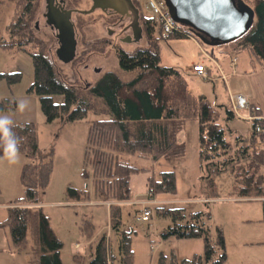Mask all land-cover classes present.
<instances>
[{
  "label": "rangeland",
  "instance_id": "obj_1",
  "mask_svg": "<svg viewBox=\"0 0 264 264\" xmlns=\"http://www.w3.org/2000/svg\"><path fill=\"white\" fill-rule=\"evenodd\" d=\"M0 8V37L7 39L6 26L14 11L16 0H2ZM68 2L70 0H67ZM45 1L37 0V8L31 20V29L36 40L24 46L23 50L16 48L0 49V74L20 73L19 82L7 85L0 80V100L7 98L12 108L0 113L12 119L13 124H34L37 133L38 152L36 164L39 175L35 176L34 191L37 204L30 208H40L48 219L49 226L62 243L60 249L61 264H74L72 257L78 253L82 257L80 264H88L91 252L101 235L110 237L112 247L116 249V237L110 231L108 207L113 202H103L94 194L91 178L81 176L83 168V154L87 130L90 121L104 119L108 116L103 110L99 99L94 98L93 109L87 112L85 119L75 122H64L58 119L47 122L40 109L39 99L28 89L33 83L32 55L42 53L55 65L57 72L66 79L74 80L72 62H63L54 54V30L45 28L42 14ZM80 11L88 8L87 3L76 5ZM141 15L149 18L148 13L140 7ZM92 16L73 15L77 25L78 39L80 35L88 40L106 41V30L109 28L106 21L92 22ZM37 22V28L34 23ZM154 36L159 48L160 64L164 67L177 68L182 75L186 87L192 96L203 95L212 106L223 105L230 107V97L242 95L249 103L248 110L240 111L235 117L227 120L225 113L219 112L217 124L224 130L225 141L230 148V154L235 150L236 137H241V148L245 146L260 149L261 145L252 139V121L250 115L259 110L264 119V68L262 64L252 58L247 50L236 51L231 46H209L190 38L171 37L160 39L158 27L154 28ZM95 38V39H94ZM114 41V40H113ZM144 46L142 40L137 43L121 44L127 51ZM235 58V70L231 65ZM72 61V60H70ZM200 64L209 73L208 79H203L191 72L194 64ZM86 65V70L83 66ZM75 69L80 74L81 87L91 86L106 70L115 72L121 79L128 80L130 75L119 69L115 58L109 52V46L102 45L94 54L77 65ZM97 68L98 72L93 69ZM27 101V108L21 112L18 109L20 101ZM53 101L59 103L62 96H53ZM177 142L183 148L179 157L159 158L156 161L129 157V162L139 168L148 169L154 179L164 171L174 172L175 193L172 195L159 194L152 197L153 203L147 207L151 210V217L147 222H139L143 205L150 200L146 192V173L135 174L131 177V198L119 203L121 206V221L123 229L132 230L131 247L134 253L133 264H156L160 253L167 258L171 256L177 261L190 259L194 255H203V242L200 238L177 239L163 238L162 234L170 224V220L160 216L155 209L180 207L186 213L209 211L207 220L209 235L215 237L216 228L222 231L226 253L225 264H264V221L262 206L259 199L246 200L238 196L235 191V171L226 169L215 172L211 179L213 185L203 178L206 173L204 162L199 159V124L197 120H187L175 131ZM251 149V148H250ZM18 163H21L19 157ZM257 174L264 176V166L258 169ZM7 176L0 165V206L13 204L14 200L6 201L8 189ZM72 187L88 193V199L76 202L66 198L65 190ZM19 187L16 200L24 197ZM209 198V199H205ZM201 200V201H200ZM8 214V209L0 208V222ZM83 220H89L93 225L92 239L88 240L79 230ZM9 228V227H3ZM10 239V231L6 230ZM23 262L19 264H35L38 256V243L35 228L28 224L25 235ZM80 247L76 249L75 245Z\"/></svg>",
  "mask_w": 264,
  "mask_h": 264
},
{
  "label": "trees",
  "instance_id": "obj_2",
  "mask_svg": "<svg viewBox=\"0 0 264 264\" xmlns=\"http://www.w3.org/2000/svg\"><path fill=\"white\" fill-rule=\"evenodd\" d=\"M253 11V22L248 30L229 42L233 50H247L253 59L264 68V0H242ZM3 1L0 0V8ZM37 8V0H16L14 11L6 26L7 39L0 37V49L16 48L34 42L31 20ZM144 46L127 51L112 40L86 41L81 44L82 53L72 63L74 80L66 81L57 72L53 62L44 54L32 55L33 83L28 93L39 99L40 109L47 122L58 119L75 122L85 119L87 112L93 109V99H99L108 118L90 121L83 154L81 176L91 178L95 196L103 202H113L108 207L110 232L116 237V249L111 239L101 235L93 247L88 264H133L134 253L131 247L132 230L123 229L121 206L119 203L131 198L130 180L135 174L146 173L147 197L159 194L175 193L174 172L164 171L154 179L148 169L139 168L129 162V157L156 161L159 158L179 157L183 148L177 142L175 131L187 120H197L199 124V159L203 163L206 175L203 177L210 186L212 175L226 169L235 171V191L241 198H259L264 221V176L257 174L264 166V133H252V139L260 143V149L240 146L241 137H236V147L232 154L225 141L224 130L218 125L219 112L225 113L230 120L235 114L229 107L212 106L203 95L192 96L188 91L182 75L174 67L160 64L159 48L154 36V24L150 18L141 20ZM181 32L171 37L190 38L201 41L187 27L180 25ZM37 41V40H36ZM109 46V52L115 58L119 69L130 75L123 80L115 72L106 70L91 86L81 87L79 75L75 69L84 58L94 54L99 46ZM68 63V61H63ZM20 73H1L0 80L7 85L19 82ZM53 96H62L56 103ZM12 108L10 101H0V111ZM251 126L264 129V119L256 117L255 110ZM12 131L19 137V154L25 156L20 180L24 185V197L17 203L36 205L34 191L35 176L39 175L36 164L38 152L37 133L34 124H14ZM256 138V139H255ZM251 148V149H250ZM4 152V147H3ZM66 198L76 202L88 199L86 191L72 187L65 190ZM209 199V198H205ZM160 216L170 220L162 234L163 238L177 239L200 238L203 242V255H194L190 259L177 262L172 256L167 258L160 253L156 264H225L226 253L222 231L216 228L215 237L209 235L207 220L209 211L186 213L183 208L155 209ZM35 228L38 243V256L35 264H61L59 241L48 219L40 208H9L7 217L0 222V228L9 227L12 243L18 252L24 248L28 224ZM79 230L88 240L92 239L93 225L83 220ZM74 264H80L82 257L75 253Z\"/></svg>",
  "mask_w": 264,
  "mask_h": 264
},
{
  "label": "water",
  "instance_id": "obj_3",
  "mask_svg": "<svg viewBox=\"0 0 264 264\" xmlns=\"http://www.w3.org/2000/svg\"><path fill=\"white\" fill-rule=\"evenodd\" d=\"M170 16L181 26L187 27L204 44L220 46L228 44L245 33L253 22V11L242 0H163ZM127 1H120L123 6ZM94 9L92 7L89 13ZM71 12L63 11L57 29L69 35L67 47L72 57L74 40ZM138 39V38H137Z\"/></svg>",
  "mask_w": 264,
  "mask_h": 264
},
{
  "label": "flooded vegetation",
  "instance_id": "obj_4",
  "mask_svg": "<svg viewBox=\"0 0 264 264\" xmlns=\"http://www.w3.org/2000/svg\"><path fill=\"white\" fill-rule=\"evenodd\" d=\"M45 7L44 12L42 14L44 27L53 29L55 35V48L54 54L58 56L62 61L72 62L79 55L72 53V57L70 56V50L66 46L68 42L69 35L66 31L62 30L60 32L55 26H60L61 18L60 15L63 11L68 10L71 12L70 22L72 23L73 34L71 38L74 40V37H79L77 34V25L82 26V23H76L73 19V15L76 16H84L87 17L92 16V22H97L98 20L106 21L109 28L106 30L107 38L106 40H114L113 42L121 46V44H131L137 43L142 40L144 44L143 38V27L141 24L142 15L140 11V7L136 3L135 0H126L127 4L120 6V1L123 0H44ZM125 1V0H124ZM81 2L87 3L88 8L85 11H80V9L76 8L77 4ZM92 7L94 9L89 13H83L89 11ZM36 12V11H35ZM35 15V14H34ZM144 18V17H143ZM37 22L34 23V28H37ZM34 34V32L32 31ZM80 40L82 42L93 41L88 40L84 34L80 35ZM138 38V39H137ZM95 39V38H94ZM95 40H98L97 38ZM99 41V40H98ZM81 42V44H82ZM74 48H75V40H74ZM82 52V51H81ZM80 52V53H81ZM72 60V61H70ZM86 65L83 66V70H86ZM94 72H98V69H93Z\"/></svg>",
  "mask_w": 264,
  "mask_h": 264
},
{
  "label": "built area",
  "instance_id": "obj_5",
  "mask_svg": "<svg viewBox=\"0 0 264 264\" xmlns=\"http://www.w3.org/2000/svg\"><path fill=\"white\" fill-rule=\"evenodd\" d=\"M139 7L143 8L149 15L154 26L158 27V36L160 39H168L169 36L180 33V24H178L169 14V11L163 0H135ZM235 58L232 59L231 64L235 70ZM192 72L203 78L208 79L209 73H207L201 65H194L192 67ZM231 110L234 114L240 111L248 110V102L242 95H235L230 97ZM251 121L254 119V115H250ZM252 133L261 134L264 133V129L256 125L252 127ZM149 204V202H146ZM148 205H143V208L136 218L137 221L143 223L147 222L151 217V210L147 207Z\"/></svg>",
  "mask_w": 264,
  "mask_h": 264
},
{
  "label": "crops",
  "instance_id": "obj_6",
  "mask_svg": "<svg viewBox=\"0 0 264 264\" xmlns=\"http://www.w3.org/2000/svg\"><path fill=\"white\" fill-rule=\"evenodd\" d=\"M74 40H75L74 53L79 55L82 53L81 49H80L82 41L79 40L78 38L76 41V37H74ZM194 65H200V64L196 63ZM191 72H192V69H191ZM3 98L4 97H2L1 99H3ZM248 105H249V103H248ZM4 112L5 111H0V113H4ZM235 145H237V144L235 143ZM19 157L21 159V163L9 164L7 162V160L4 158L3 141H2V139H0V165L2 166V171L7 176V180H8V184H9L8 185L9 191L6 193V201L8 200V202H10V201L14 200L13 204L7 203L6 205L0 206L1 209L22 208V207L33 206V204L24 205V204L17 203L15 201L16 198H19V197H17L19 187H21V189L23 190L22 192H24V185H23L22 181L20 180V174H21L23 165L26 163V158H25V156L20 155V154H19ZM256 199H259V198H251V199H246V200H256ZM209 200H211V199H209ZM147 202H149V204L153 203L152 199L148 200ZM149 204H147V205H149ZM7 229H9V228H0V264H19L20 261L22 263L23 259H24V258H22L23 253H22V251L18 252L15 249V247L12 243L11 235H10V239H11V242H10V240L7 236V232H6ZM75 247H76V249H78L80 247V245L76 244Z\"/></svg>",
  "mask_w": 264,
  "mask_h": 264
},
{
  "label": "clouds",
  "instance_id": "obj_7",
  "mask_svg": "<svg viewBox=\"0 0 264 264\" xmlns=\"http://www.w3.org/2000/svg\"><path fill=\"white\" fill-rule=\"evenodd\" d=\"M27 108V101H20L18 109L23 112ZM13 121L8 116L0 115V139L3 141L4 158L9 164H16L19 161V137L12 131Z\"/></svg>",
  "mask_w": 264,
  "mask_h": 264
}]
</instances>
